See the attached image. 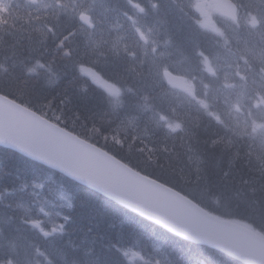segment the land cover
<instances>
[{"label":"bare ground","instance_id":"bare-ground-1","mask_svg":"<svg viewBox=\"0 0 264 264\" xmlns=\"http://www.w3.org/2000/svg\"><path fill=\"white\" fill-rule=\"evenodd\" d=\"M39 1L43 4L46 3V8L39 14L35 15L34 13H28V10L21 8L23 12L21 18L24 20L22 23L27 26L26 29L19 22V16L17 20L9 17V20L12 22L9 23V26H6V24L0 25V94L24 98L23 100L28 102L29 105L34 102L38 105V103L41 102L38 101V99L46 96L48 92L53 93V95L61 101H70V105L72 104L74 107L72 111L74 119L81 121V126L76 127L78 132L82 134L86 131H94L95 139L100 143H107L108 145L110 143V151H112L124 164H127L126 166H128V168L133 166L143 175L151 176V172L154 170V165L152 163H154L155 160L144 151L140 153L141 156H137L135 154L137 150L136 135L125 132L127 127L124 124L122 128L118 127L120 116H115V114L118 112L117 110L121 108V101L109 99L105 97V94L94 90H91V93L88 89L92 88L89 86H92L93 81L90 80L86 86H81L78 80L79 78L77 75L79 71L86 66L91 76L100 80L95 77L93 71L97 68L101 69L105 66V63L111 60L107 54L103 55L102 60L101 52L94 54V49H90L87 47V44L83 42L85 41L84 37H78L80 31L84 30L80 25L85 20V16H82V14L91 12H96V14H98V8L100 13H102L105 11V7L103 5L99 7L100 0H93L90 3L89 0H64L67 3V8L61 1L57 3L58 0ZM143 2L149 3L148 10L151 15L148 16L149 19L147 23H153L155 20L164 22L160 25L159 32H155L152 35L153 42L161 48V52H157L151 48L148 49V45H145L141 40H136L134 37L128 36L131 34L128 33V27L134 24V18L131 17L126 10H121L114 14L115 22L113 27H115V31L112 30V26L109 28L110 30L106 31L110 37L111 47L115 48L119 47L121 44L124 45L121 49L122 54L120 56V61H124L125 65H123L122 68L127 71H124L123 74L118 73L116 75L117 80L120 81L117 84L125 86L121 100L127 102L129 105L122 115L127 119L132 118L133 111L141 110V99H143V97L140 96H143V88L146 89L145 96H148L150 92L149 88L154 86L157 81L155 75H161L160 73L167 71L170 65H173L175 61L183 59L184 48L194 49L193 47H200L203 42L209 40L197 33L196 30L199 26H205L201 25V18L197 17L195 13L186 14L179 6H171L172 4L167 5L163 0H144ZM52 3L56 4L51 7L50 4ZM158 5H160L159 13L162 9L163 11L160 17L155 18L158 13H153ZM59 9H64V13L62 14ZM218 9H221L226 18L237 25H240L241 22L242 24H246L244 23V21H246L245 18L248 21L249 18L251 21H255L256 18V16H250L244 9L235 6L227 8L218 7ZM17 15L20 14L17 13ZM112 16L113 13L107 9L100 17V26H104L105 22H109L108 18H112ZM193 21H196V23H193ZM217 23L220 26L223 24L219 20H217L216 24ZM183 34L190 40L185 38ZM220 34L223 33L221 32ZM226 36L228 37L229 33L226 34ZM68 37H73V39ZM90 37L89 34H85V38L90 39ZM11 38L14 40L16 39V43ZM213 38L218 42L222 40L223 36L218 34L213 36ZM261 38L264 42V32ZM250 39L256 42L253 37H250ZM7 41H9V43L14 42L12 49L6 44ZM206 44L207 45L202 48L209 50L215 49L210 42ZM37 54H45L53 59H50L47 63L49 76L45 80L46 82L44 81L40 85L44 87L43 92L39 94V98L35 99L37 84L33 81L29 88V85H25L22 81L26 82L27 80H31L25 70L29 65H33V58ZM92 54L94 55L93 59ZM259 55L261 63L264 65V50H262ZM139 57V63H141L142 66L136 67V59ZM130 65H133L134 69L136 68L138 71H149L150 65H156L155 73L151 72V76H145L151 78L154 75L153 82L150 83L146 78L142 77L144 75H133V70ZM40 71L41 69L39 67H35L34 76L39 74ZM220 85L221 86H218L219 94H222L223 90L230 95L236 92V84L231 85V88L225 86L224 83ZM74 86L80 88V94L78 97L72 99L71 89ZM87 87L89 88L87 89ZM202 94L207 96L205 91H203ZM157 101L158 104H165L169 108L168 110H162L159 114L171 120V122H180L185 125L182 134L185 135V141L189 142L186 149L188 150L187 152L190 153L185 154L181 151L179 152L181 157L179 156L178 159H180L183 165H181L179 169L182 170L181 173L183 178L187 182L193 179L189 169H195L193 165L197 166V168L201 167L200 173L205 172L208 174L207 176H212V173L223 171L220 175L221 178L226 176V178H230L232 183V187L226 189L224 195L226 196L227 194L230 201L234 203L235 208L233 207V209L247 211L249 208L251 212L257 210L258 214L262 213L264 199H261V197L257 198V195L252 194V192L253 190L264 191V147L263 150L252 147L249 159H246V161L239 160L240 165L237 166L235 170H231V167L224 170L222 167L224 160L222 162L216 160V151L214 150H232L237 147V142L241 143L237 139L223 137L225 133H223L222 126L225 124V120L221 118L211 121L205 120V124L209 126L206 129L208 131L214 130L216 131V133H214L215 135L222 137L214 139L211 144L202 145L200 139L198 140L195 135L190 134L194 131L190 129L192 125L187 126L185 124L186 120L184 122V118L180 120L179 114H182L184 107L176 106L171 98L164 100V98L162 99V97L159 96ZM67 103L69 104V102ZM198 104H201L199 100L195 105L190 104V106L193 108H200L201 106ZM43 105V103L39 104V106ZM98 108H103L104 112L102 113ZM146 109L147 108H145L144 120L148 123V131H153V129H155V131L159 132H153L151 134L152 142H157L155 144V149H163L166 145L170 144V139L165 136V134L168 133L163 129L165 123L160 124L153 122L155 121L156 110L152 111L147 119ZM71 119L72 118L67 115L64 122H68ZM35 120L37 121V119ZM16 125L15 120L6 122V119L0 116V142L6 141V130L12 131L16 128ZM31 125L32 122L25 116L23 122L25 132L27 127ZM193 127H196V125ZM230 127L231 131L226 134H230L236 128L234 125H230ZM106 128H108V130H105ZM52 145L50 135L40 132L34 134L32 137L23 138L21 141V154L26 155L27 160L19 159L15 165L13 164L11 168L4 171L3 168H0V187L9 186L14 192L18 190L19 186L22 187L21 192L26 196L19 198L22 202L17 204L16 209L20 207L26 208L25 205H36L42 202V200H53L56 201L57 206L67 208L66 220L64 222L54 221L48 225L45 233L35 234L30 228L32 225L36 224L37 221L35 218L30 219L32 215L29 213H24L20 220H9L5 218L6 212L0 211V260L6 261L11 258V264H17L20 252L28 241H62L39 242V245L46 251L55 255L54 260L56 264H71L74 262L72 255L75 254L81 255L86 262L87 255L82 247L77 245L79 241V243L94 244L101 253L105 252L110 254L108 257L103 253L109 260L107 264H145L144 262L136 260L142 255L140 251H147L151 247H154L153 240H150L149 237L137 235L136 232L129 230L137 228L135 230L139 231L142 226L139 223L133 222L131 215L117 208H115L114 211V206H108L107 203H103L101 200L85 191L87 190L95 193L90 187L96 185V182L94 185L90 186L92 182L89 180L88 175H85L84 179H80L78 174L69 177L65 174L45 169L46 167L43 168L39 166L40 162L44 163L42 160L43 153L48 148L52 147ZM90 146L93 148V145L90 144ZM90 146H80L79 153L90 152ZM134 157L135 160L133 159ZM63 160L68 162L69 159L65 156ZM135 161L137 164H135ZM60 172L66 173L67 170ZM245 173L246 175L242 177ZM159 175L167 178L164 171L160 172ZM168 175L172 180H165L160 177L159 182L164 184V187H168L173 194H179V180L174 178L176 177L174 173H169ZM201 181L204 183V179H201ZM40 184L48 190L49 194L47 197L41 195ZM213 184V182L209 185L205 184L207 192ZM213 189L218 190L219 188ZM247 189L253 190L250 192ZM238 201L244 203L241 204L238 203ZM244 205L248 206V208L243 207ZM221 206L225 208L224 200L217 199L213 204H209L208 208L214 212V210H220ZM107 208L109 210H107ZM160 210L166 211L162 207H160ZM252 215L253 214L250 213L249 216ZM115 216L116 221H114ZM110 219L114 221V224ZM248 221L250 222L249 225L253 224H251L252 221H250V219H248ZM161 222L166 233H169L171 230L174 231L165 220ZM115 224L117 226L113 227ZM262 228H264V223L260 224L258 227H249V230L254 233H260ZM190 231L200 232V230L192 224ZM158 234L159 233L155 235L158 236ZM216 239L219 241L222 240L220 238ZM180 240L183 242V249L181 248L179 256L180 264L188 263L193 259L200 261L206 259L209 264H223V262H225V257L233 260V264H245L243 262L240 263L239 257L233 259L229 254H222L219 251L213 252V254L206 258L203 257L200 252L207 247L206 242L209 240L207 237H203L197 242L189 240L188 237ZM118 248L119 256L116 253ZM171 249V246L168 248L166 247L167 251ZM175 250L176 249L172 251ZM166 257L163 250L162 254L158 253L155 255L154 260L167 263ZM103 259L106 258L103 257Z\"/></svg>","mask_w":264,"mask_h":264},{"label":"trees","instance_id":"trees-1","mask_svg":"<svg viewBox=\"0 0 264 264\" xmlns=\"http://www.w3.org/2000/svg\"><path fill=\"white\" fill-rule=\"evenodd\" d=\"M240 1H241V8L244 9L247 13H250L251 10H256L257 12H259V15H261V16L264 17V0H240ZM164 2L167 5H171V0H164ZM173 5H175V4L172 3L171 6H173ZM65 7L67 8V5L66 4H65ZM63 11H65V10L63 9ZM7 18H8V15H6V19ZM21 20L24 21L22 18H21ZM3 21L4 20H1L0 19V25H3L4 24ZM197 33L199 35H201L202 37L206 36L205 38H207V36L209 35L208 32H206V33L205 32H200L199 33L198 30H197ZM183 35L185 36V38L189 39L185 34H183ZM229 35L232 36V33L229 32ZM246 35L249 38L252 36L250 33H248ZM260 36H261L260 35V32H255V35H253L252 37L254 39H259ZM22 37H24V36H22ZM68 38H70V37H68ZM84 39H85V41H83V42H85L87 44V47H90L91 46L90 40H88V38H84ZM12 40H14V39H12ZM14 41L16 43L17 40L15 39ZM207 42H209V40H206L205 42H203L202 43V46L203 47L206 46L207 45L206 44ZM13 43L14 42H10V43H9V41L6 42V44H8L9 48H11V49L13 48ZM212 47L215 48L214 44L212 45ZM201 49H203L205 51L206 57L209 56L210 58L214 59V58L220 56V53H219V51H218L217 48H215L214 50H209V49H204V48H201ZM38 55H42V54H38ZM190 56H191V53H190ZM50 59H53V58H50ZM122 66L123 65H121V64L119 65V64H116V63H110V64H106L105 63V66L102 67L101 70L104 73V75L107 76V78L110 81H112L113 83H116L117 84L120 81L117 80V75L116 74H118V73L119 74H123L124 71H127L126 69L122 68ZM253 69H258L259 71H261L262 70V66L257 63V64H255V66H254ZM30 79H31L30 81H38V80H35V79H32V78H30ZM36 88H37V91L35 92L36 93L35 94V99L36 98H39V96H40L39 94L43 92V89H41V88H44V87H41L40 84H37V87ZM44 97H40V98H44ZM94 98L96 99V97H94ZM97 100H99V99H97ZM70 103H71L70 101H69V104L66 101V104H64V105H66L67 109H71L73 111L74 107H73L72 104L70 105ZM32 104L37 105L35 102L32 103ZM68 105H70V106L68 107ZM98 109L102 113L104 112V109L103 108H98ZM63 122L64 121H62V123ZM64 123H66L67 125H69L68 128H71L72 124H69L67 122H64ZM208 127H209L208 124H205V121H202V123L200 124V127H198L199 130H197V129L194 130L195 131V137H196V139L197 138H198V140L200 139V143L202 145L211 144V142L214 141V139H216L218 137H222V136L215 135L214 133H216V131H214V130L208 131L206 129ZM111 130H112V128H111ZM153 132L159 133L158 131H155V130ZM153 132H151L149 134V137H151V134ZM223 137L230 138L228 136V134H226V133L223 134ZM136 143H137L136 144V149H138V150H145L147 147L153 150L152 151V155L150 157L153 160H155V164L154 165H157V166L152 171V173H156V174H151V176L156 177L158 179H160V177H161V178H163L165 180H167V179H171L172 180V178H170L168 174L169 173H173V171L178 170L179 168H181V165H182L180 159H178L179 156L181 157V154L179 152L181 151V152H183L185 154L188 153L187 152L188 150L186 148H184V147L181 146V141L180 140H177V142H175L173 140H170L169 141L170 144L166 145L167 148L164 147L166 150L173 149V148L176 147V149H175L176 152H173V153L172 152L166 153V152L163 151L164 149H155V144H156L155 142H147L146 143V146L143 145V143L141 144V143H139L137 141H136ZM178 145H180V147H178ZM237 145H242V147H245V145L243 143L240 144L239 142H237ZM182 149H184V150H182ZM214 151H216L215 152L216 153L215 154V157L217 159H220L221 157L223 158L220 162H222L224 160L223 161L224 163L222 165V167H223L224 170L226 168H230V167H231V170H235V167L236 166H234L232 164L230 166H227L228 165V161H229L230 158L234 159V164L237 163L238 164L237 166H239L240 165V161L239 160L244 161V160H242L243 155H245V157L247 156L248 157L247 159H249V156L248 155L250 154V153H248V155H247V153H246L245 150L242 151V154H236V155H234V153L236 152L235 150H223V151L222 150H214ZM223 152H224V157L221 156V154H223ZM249 152H251V151H249ZM6 157H7V160H6L5 164H3V167L1 166V169L3 168V171L6 170V169H8V168H11V166H13V164L15 165V163H17V161H19L18 158H17V155H15V154L8 153L6 155ZM133 159L135 160V157ZM245 161H246V159H245ZM166 162H168V164ZM162 171L165 172V175L167 176V178H164V177H162V176L159 175L160 172H162ZM221 173L222 172L212 173L213 175L210 176V179L208 180V184H210V183L213 182L216 185V183L218 182V180L221 178V176H220ZM181 175H182V173H181ZM244 176L245 175H243L242 177H244ZM242 177H240V178H242ZM212 178H213V180H212ZM178 183H179L178 187L179 186L180 187H183L181 185V183L184 184L183 180H180ZM202 183L203 182H201V184ZM190 186L195 187V188L198 189V190H195L194 191L195 192V196H197V197H199L201 199H197V198H195V199L198 201L199 204H201V205L203 204L207 208L209 207V204H207V201L210 202V203H213L214 200H217V199L224 200V202H225V208H223V206H221L220 210H216V212L218 214L223 213V214H226V216H228L231 219H235V220L238 219V220H241V221L247 222V223L249 222L248 219H250V221H252L251 224L253 223L252 225L254 227H258V226H260V224L264 223L263 222L264 221V208L263 209L261 208L262 209V213H259V214H258V211L257 210H255L254 212H251L249 208H248L247 211L246 210H244V211L237 210V212H236V210H234L233 207L230 206V204L232 203V201H230V199L227 198V196L224 195L225 192H226V188L221 189L220 187H218L219 188V191H218L219 193H214V191L212 192V191H210V189L207 192V190L204 187V185H199V183H197L196 185H190ZM6 188H8V186ZM2 189H4V187H2ZM220 189L224 193H221V190ZM247 190H249V189H247ZM85 191L88 192V193H90L95 198H98L103 203H107L108 206H110V207L111 206H114V208H113L114 211H115V208H117L120 211L126 212L123 209H121L120 207L116 206L114 203H112L110 201H107L106 199H104L103 197H101L99 194H96L94 192H90V191H87V190H85ZM12 192H14V191H12ZM252 194H256L257 195V198L258 197H261V199H264V191H260V190L256 191V190H253ZM200 195H202V197H200ZM208 196L211 197V198H209ZM232 204H234V203H232ZM10 209H12V208H10ZM107 210H109V209L107 208ZM248 211L250 213H252L253 215L252 216H249L250 213ZM126 213H128V212H126ZM245 213L248 214V217H247V214H245ZM128 214L131 215L133 222L139 223V224L142 225L140 227V229L138 228L139 231H136L135 230L137 228L129 229V230H131L132 232H136L137 235L149 237V239L150 240H153V242H154V247H151L147 251H142V252L140 251V253L142 254L141 256H143V258H140V259H138L136 261L144 262L145 264H162L160 261L158 262L157 260H154L155 255H157L155 249H158V247H159L160 248V252L163 253V250H164V255L167 256L166 258H167V261L168 262L167 263L165 262L166 264H180L179 263V256H180V253H181V248L183 249V247H182V245H183L182 244L183 243L182 240H179L176 237H174V236H172L170 234L165 233L161 229L154 228L151 224H149L147 222H144L143 220H141L140 218H138L135 215H132L130 213H128ZM110 220L113 221L112 219H110ZM114 221H116V216H115ZM114 221H113V224H114ZM256 225H258V226H256ZM116 226L117 225L115 224L113 227H116ZM261 231L264 232V228H262ZM157 233H159L158 236L155 235ZM77 245L81 246L82 249L84 250V252L86 253V255H87V261L85 262V259L81 255L75 254V255H72L74 262H72L71 264H107V263H109V260L107 259V256L109 257L110 254H107V253L103 252L107 256L104 255L103 253H101L98 250V248L94 244L79 243V241H78ZM169 246H171L172 249L169 250V251H167L166 250V247L168 248ZM174 249H176V250L175 251H172ZM200 253H202V256L206 258V257L210 256L211 254H213V251H211L210 249L206 248L203 251H201ZM103 257H105L106 259H103ZM232 261L233 260L229 259L228 257L227 258L225 257V262H223V264H233ZM182 264H209V263L206 261V259H204L202 261L193 259L192 261H190L188 263H182Z\"/></svg>","mask_w":264,"mask_h":264},{"label":"rangeland","instance_id":"rangeland-1","mask_svg":"<svg viewBox=\"0 0 264 264\" xmlns=\"http://www.w3.org/2000/svg\"><path fill=\"white\" fill-rule=\"evenodd\" d=\"M17 2H20V6H22V8L24 10H28L29 13H34L35 15L36 14H39L41 13L44 9H45V6H46V3L43 4L42 2H40L39 0H16ZM185 1L187 4L190 5V8L192 9V11L195 13V15H197V17L201 18V25L202 26H207V27H210V28H214L215 27V24L217 22V20H219L220 22H222L224 25H226L227 27H234L233 24L235 23H232L230 19H227L225 14L222 12L221 9H218L217 7V0H183ZM61 2L63 3V5L65 6V2L64 0H61ZM54 4L56 3H52L50 4L51 7L54 6ZM68 7V6H67ZM60 12L63 14L64 11L63 9H59ZM134 12V11H133ZM133 14L134 16H136V13H130L129 15L131 17H133ZM248 16V15H247ZM134 18V17H133ZM249 18V17H248ZM246 21H244V23L246 24H242V22L240 23L239 27H244L245 30L249 31V28L252 26V24L255 25V23L260 26V38L259 39H255V41H252L251 42H247V41H244L243 39L245 38H249V37H242L239 39V42H241L242 40V43H244V46H242L240 49V51L246 56L249 58V56L251 54H253L254 56L256 55V59L260 60L261 61V58H260V55L259 53L261 54L262 50H264V42L262 41V36H263V32H264V24L261 23L260 21H251L250 18H249V21L245 18ZM136 23L135 21V18H134V24ZM159 32V31H158ZM153 31H151L150 29L148 28H141L140 30H138L137 32V35H132V37H134L136 40H141L145 45H148V49H150V45L152 44V40H151V36L153 35ZM261 41V43H260ZM150 47V48H149ZM194 49L198 48V47H193ZM153 49V48H151ZM188 52L185 50L184 52V55L187 54ZM183 61L185 60V56L183 57L182 59ZM180 60V61H182ZM193 66L194 68H196V63H197V60L193 59ZM187 63V62H186ZM190 63V62H189ZM195 63V64H194ZM119 64V63H118ZM120 65V64H119ZM189 66H191L190 64H188ZM33 66V67H32ZM32 66H28V68L30 69V74L32 76H34L35 74V66L34 64ZM132 67V65H130ZM32 67V68H31ZM244 68V65L241 64L240 62V59H238V57L234 58V60L232 61V64H230L229 67L226 68V71H222L223 73V83L225 86L227 87H231V85H234L236 84L237 86V89H236V93H231L230 97L228 98L226 95H224V99L225 100H229L231 98V96H236L235 100H234V103H233V106H232V109L230 110V116L231 118H229L228 122H230V120L232 119V121L229 123V125L231 126H236L238 128H240V131L245 134L248 138H250V134L252 135V137L254 138H258L259 135L257 133V130L261 127V124L262 122L261 121H264V119H260V120H254L249 118L248 116V113L250 112L247 108V106L245 104H243V101H242V97L244 96V92H245V89H246V81H245V70L243 69ZM41 71L39 72V74L35 75L36 77V80L38 81H34L36 84H42V82H44L48 76H49V73L42 67H40ZM207 71H209V75L210 77L215 80L216 79V71L215 69H211V66L208 67ZM211 72V73H210ZM90 80H93L95 82H97L95 79H93V77L91 76V74H89ZM184 82H186V84L188 85V94L192 95L194 98H195V101L197 102L199 100V102H201L200 105H203L207 108H209L210 110L211 109H214L216 107L215 104V101H218L219 97L214 93V92H217V90H213V88L208 84L206 85V88L208 89L209 92H206V95L203 99H200L201 96L199 94H195V91H196V83H194L193 81L187 79V78H182ZM33 81H30V80H27L26 82L25 81H22V83H24L25 85H29V88L31 86V83ZM46 82V81H45ZM94 83V82H93ZM79 84V83H78ZM100 86L101 88L106 92L108 93H111V94H114V93H118L119 92V89L115 88V89H112V88H108V87H105L104 88V83H100ZM100 89V87H98ZM43 89V88H41ZM101 91V90H100ZM250 93H252V91H249ZM51 92H48V94L44 97V98H39L38 101H41L38 103L41 104L42 102L44 103V105H47V106H53L55 109H57L56 106L58 107H63V111H66L69 115V117H71V121L73 123V125L77 124V127L81 126V123L78 122V120L74 119V115H72V110L71 109H67L66 105V101H61L59 98L55 97V95H53V93ZM71 94H72V99L73 98H76L79 96L80 94V88L78 86H74L72 89H71ZM94 97V95H93ZM24 99V98H22ZM202 100V101H201ZM69 102V101H67ZM56 105V106H54ZM70 105H68L69 107ZM237 107H239L241 110L239 113H236V111L234 112L233 110H235ZM194 109H197V108H194ZM51 114H55L54 111H51L50 112ZM218 115L220 116V113H218ZM221 117V116H220ZM191 118V117H190ZM194 119V118H192ZM191 123V121L189 122ZM198 123V122H197ZM198 125H196L195 128H197ZM181 145L183 147L186 146V143L185 141H181ZM247 155L248 153L251 154V152L245 150ZM244 151V152H245ZM238 153V149L237 151L234 153V155H236ZM249 154V155H250ZM248 155V156H249ZM221 156L224 157V152L223 154H221ZM248 157L245 155H243L242 157V160H245L247 159ZM216 160L218 161H221L223 158L221 157L220 159H217L215 157ZM168 164V162H166ZM234 165L237 167V163L234 164V159L230 158L229 161H228V165L227 166H230V165ZM193 165V164H192ZM195 169H190V174L193 176L192 180H190V182H187L183 176L181 175V172L182 170L181 169H178L176 171H173V173L176 175V177H174L176 180H183L184 184L181 183V185L183 187H186L188 189H190L192 186L190 185H196L197 183H199V185H204V187L206 188L205 184L209 185L208 184V180L210 179V176H207L208 174H206L205 172H201V167L197 168V166H194ZM235 167V168H236ZM223 173V171H222ZM221 173V174H222ZM246 175V173L244 174ZM182 178V179H181ZM201 179H204V183L201 184ZM213 180V178H212ZM231 181H230V178H226L223 177V178H220L218 180V182L215 184H213V186L210 187V191H214V193H219V189L218 190H215L213 188H218L220 187L221 189H230V187H232L231 185ZM9 187V186H8ZM199 187V186H198ZM21 189L22 187L19 186V190L18 192H21ZM220 189V190H221ZM195 190H198L197 188H195ZM253 189H249L248 191H252ZM5 193H6V190H5ZM221 193H223V191L221 190ZM227 196V194H226ZM2 197V195L0 194V198ZM209 197V196H208ZM211 198V197H209ZM213 198V197H212ZM227 198H229L227 196ZM17 203L15 202H11L8 204V212L9 213H13L15 216L19 217L20 216V212H16L18 209H13V208H16L17 204L20 203L21 201L18 199V201H16ZM238 203H244V202H240L238 201ZM231 207H234V204H230ZM26 207V205H25ZM243 207H247L246 205H244ZM12 208V209H10ZM235 208V207H234ZM235 210V209H234ZM236 212H237V209H236ZM10 217L11 214H9Z\"/></svg>","mask_w":264,"mask_h":264},{"label":"water","instance_id":"water-1","mask_svg":"<svg viewBox=\"0 0 264 264\" xmlns=\"http://www.w3.org/2000/svg\"><path fill=\"white\" fill-rule=\"evenodd\" d=\"M227 6L230 7L233 5L229 3V4H227ZM230 12H231V10H230ZM18 117L22 122H24L23 121L24 120L23 115L18 114ZM6 122H7V120H6ZM32 123H33V126H37L34 124L35 123L34 121H32ZM23 129L24 128H20L19 126H17L15 128V131H13V130L10 131L9 136H10L11 140L6 142V144L16 148V150H18L20 152L22 149V146H21L22 139L29 137V135L27 133L24 134L22 132ZM107 175H109V174H107ZM186 217H182V218L184 220L188 219L190 221L192 219H194L193 214L186 215ZM214 220L217 221L216 231H218L220 233L221 237H223V239L220 240V242H222L223 244L226 245V252L230 253L232 256H234L236 258L239 257L241 260H243L244 262H247L248 264H250V263L254 264V260H255L254 255L253 256L251 255V253L249 252V249H250V247L255 245L256 242L258 243L260 241V239L252 231L247 230L238 224L236 225L235 223L228 222V221H226V223H224V222H221L220 220H217V219H214ZM191 224H192V222L186 223V225H188V226H190ZM170 226L173 227L172 225H170ZM188 233L191 234L192 232H190V230H189ZM216 241L217 240H215V242Z\"/></svg>","mask_w":264,"mask_h":264}]
</instances>
